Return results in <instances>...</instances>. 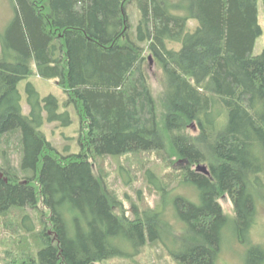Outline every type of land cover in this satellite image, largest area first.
<instances>
[{
	"label": "trees",
	"instance_id": "obj_1",
	"mask_svg": "<svg viewBox=\"0 0 264 264\" xmlns=\"http://www.w3.org/2000/svg\"><path fill=\"white\" fill-rule=\"evenodd\" d=\"M12 2L15 16L0 32V216L40 212L41 204L50 214L38 233L23 216L36 245L7 251L6 264H106L150 243L176 245L178 264H216L229 227L251 245L264 182V50L255 55L264 0ZM149 61L164 75L161 111ZM34 67L65 91L64 112L32 83L24 111L19 85ZM70 107L80 120V150L64 155L42 128L71 125ZM139 154L184 165L167 175L147 172L161 202L132 219L99 161ZM200 165L208 173L194 169ZM226 196L232 218L220 202ZM251 246L247 264H264L262 247Z\"/></svg>",
	"mask_w": 264,
	"mask_h": 264
},
{
	"label": "rangeland",
	"instance_id": "obj_2",
	"mask_svg": "<svg viewBox=\"0 0 264 264\" xmlns=\"http://www.w3.org/2000/svg\"><path fill=\"white\" fill-rule=\"evenodd\" d=\"M180 1V0H176ZM138 16V11L133 9ZM263 12L260 15V23L264 27ZM15 16L14 3L12 0H0V32H4L10 21ZM136 18V17H135ZM138 20V18H136ZM190 29L194 31L196 23L190 22ZM176 45V44H175ZM174 46V45H173ZM172 46V47H173ZM182 44H177L176 49H180ZM264 50V35L259 38L255 48V55H260ZM148 54V53H147ZM147 77L150 89L157 104L158 111H161L162 96L164 94V75L161 67L156 61H149L147 63ZM34 75L29 80L22 81L19 85L20 92L22 94V103L24 111L29 113V106L27 105L28 93L26 91L28 83H32L39 91L42 98L49 95H54L61 104V112L65 111L63 106L67 100L65 91L55 81H47L42 79L33 68ZM71 117V125L64 126L62 123H46L42 128L43 132L51 141L55 147L64 155L70 153H77L80 150L78 142V132L80 129V120L74 107H70L67 110ZM191 134H196L194 129L190 130ZM12 160L16 167H20V155L14 150H11ZM178 161V160H177ZM173 161V162H177ZM2 162V160H0ZM164 163L163 159L155 154H139L123 157L118 160L115 158H106L99 161L108 184L112 190H115L120 198L124 201V206L127 211V216L135 218V215L141 210L156 208L161 202V196L153 189L149 181L147 180V172L153 171L157 175H167L172 170H178L182 168V163ZM124 169H121V166ZM194 169H198L194 167ZM129 174H128V173ZM1 173V172H0ZM130 184H127V181ZM175 186V185H174ZM259 197L257 196V221L251 234V245L261 246L264 251V182L260 186ZM177 190V189H176ZM182 195L191 199L194 198L198 201V195L191 189L185 188L178 189ZM180 195L176 194L172 196L173 201ZM221 205L224 208L226 214L232 218L234 217L233 203L229 197H224L220 200ZM174 212V210H172ZM169 218L173 219L174 213ZM42 213V214H41ZM49 211L41 204L40 212L26 208L24 210H13L7 216H0V264H6L7 251L13 250V252L20 253L24 249L34 248L36 245V236L33 232H27L24 227L22 228V218L24 215H28L30 222L35 228V233L44 229V223L49 224ZM43 216V217H42ZM9 228L6 227L7 223H12ZM176 225V224H175ZM181 228L177 225L174 226V235H179ZM228 229V228H227ZM51 234V228L46 229ZM227 231V240L224 241L221 247V253L216 264H247L248 256L252 250L251 245L240 243L236 238L232 227H229ZM182 238V237H181ZM178 247L171 243L169 251L167 247L162 243H150L136 257L132 258H115L108 261L106 264H178L175 261V257L171 250H176ZM179 249V248H178Z\"/></svg>",
	"mask_w": 264,
	"mask_h": 264
},
{
	"label": "water",
	"instance_id": "obj_3",
	"mask_svg": "<svg viewBox=\"0 0 264 264\" xmlns=\"http://www.w3.org/2000/svg\"><path fill=\"white\" fill-rule=\"evenodd\" d=\"M198 171H201V172H204V173H208L207 167L203 166V165L198 166ZM2 177H3V174L0 173V178H2Z\"/></svg>",
	"mask_w": 264,
	"mask_h": 264
}]
</instances>
